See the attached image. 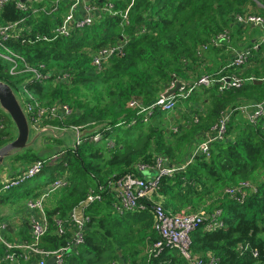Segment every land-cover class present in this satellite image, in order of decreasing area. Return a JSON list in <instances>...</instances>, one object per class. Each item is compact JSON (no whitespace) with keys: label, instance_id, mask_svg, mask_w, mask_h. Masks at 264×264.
Returning <instances> with one entry per match:
<instances>
[{"label":"trees","instance_id":"trees-1","mask_svg":"<svg viewBox=\"0 0 264 264\" xmlns=\"http://www.w3.org/2000/svg\"><path fill=\"white\" fill-rule=\"evenodd\" d=\"M96 1L104 4L109 0ZM110 1L117 11L124 10L132 2ZM258 3L264 11V0H134L129 9L128 23L122 13L108 14L98 17L91 27L75 30L70 37L61 36L51 41L38 39L37 35L52 33L53 26L61 21L62 13L67 10L66 1L53 15L19 10L14 4L0 8V25L24 19L25 26H31L29 33L6 40L8 47L33 67L53 74L64 70L71 75L67 82L57 83L52 88H48L52 84L50 80L29 85L43 102H71L76 108L83 109L82 113L78 111L64 122L56 123L67 127L86 122L106 123L97 130L90 128L83 136L97 132L101 135L98 141L87 140L77 148L63 145L61 149L65 153L57 162L45 166L37 176L44 182L41 186L60 176L69 181L67 187L53 192L46 201L51 223L46 237L48 247H59L65 243V239L55 231L56 221L65 220L90 188L135 172L138 163L151 164L155 154L165 157L170 154L164 138L174 132L172 129L168 133L167 128L160 124L143 133L139 129L157 113L167 112L156 110L145 121V112L129 107L127 102L139 100L150 105L175 78L180 76L181 80H189L190 72H194L198 65L201 46L209 44L207 51L217 48L210 45L211 38L224 29L231 30V13L247 11ZM45 4L50 8L48 2ZM117 43L125 44L123 54L114 56L110 66H106L107 70L99 71L92 63V53ZM251 45L254 53L250 60L263 61L264 44L256 45L257 49L252 42ZM207 51L203 50V54ZM3 67L4 62L0 61V76L12 85L29 75L13 76L3 71ZM204 72L217 79L227 75V71ZM103 77L111 82V90L108 89L105 98L96 93L97 84ZM81 87L93 88L95 92L82 91ZM200 88H206L212 94L206 115L200 108L203 115L217 122L223 113H230L227 139L214 143L210 158L197 156L184 171L173 177H163L158 192L165 196L164 207L174 213L202 199L203 203L208 200L202 213L210 215L220 211L218 218L223 223L222 227L208 230L210 221L205 219L190 233L194 255L204 261L213 257L216 264H264V114L255 122L243 119L234 124L235 116L242 113L239 109L244 103L242 97L247 96L254 101L250 105L264 103V81H249L239 88L224 91H219L217 82L211 87ZM193 94L194 91L188 98ZM182 124L186 129L190 126L187 121ZM14 133L13 120L0 106V147L13 139ZM46 138L49 144L51 138ZM54 140L65 143L63 138ZM110 142L114 145L110 146ZM52 147L50 143L49 150ZM58 151L53 147V153ZM17 157L29 163L11 176L35 160L47 159L50 155L27 148ZM241 182L251 184L245 188L243 200L226 193L228 187ZM39 193L36 191L32 195ZM113 200L112 194L106 192L102 201L91 205V221L86 229L85 242L78 253L67 257L66 264H106L121 258L130 264H190L176 247L164 245L159 252L153 250L152 244L160 235L154 229L153 208L149 201L143 202L145 208L119 214L112 209Z\"/></svg>","mask_w":264,"mask_h":264},{"label":"built area","instance_id":"built-area-1","mask_svg":"<svg viewBox=\"0 0 264 264\" xmlns=\"http://www.w3.org/2000/svg\"><path fill=\"white\" fill-rule=\"evenodd\" d=\"M67 2V10L62 13L61 21L53 26L51 34H38V39L51 41L58 37H70L75 30H81L91 27L95 20L108 14L122 13L126 23L129 20V9L131 4L124 10L117 11L114 4L109 0L104 4L96 0H0V8L14 4L19 10L29 11L32 13H46L53 15L62 7V2ZM45 2L50 4L47 7ZM236 16V17H235ZM232 21L234 24L241 26L253 25L264 31V18L257 13L243 12L236 14ZM25 20L9 21L0 25V47L5 52L0 51V60L8 62L10 74L13 76L27 73L28 76L19 83L22 94V102L25 111L29 117L32 132L35 133L40 129L48 127H57L60 130L71 128L75 133L74 148H77L85 141H98L101 135L94 132L92 136L82 137L81 135L89 129L84 125L60 126L55 122H64L71 117L73 109L69 103L55 102L47 103L41 101L31 90L29 85L36 81L47 82L48 80L57 83H65L71 75L67 71L54 72L43 71L33 67L21 57L18 53L8 47L6 40L19 38L25 32H30L31 26H25ZM232 41V31L224 29L211 38L210 45L217 48L222 47L225 43ZM124 43L106 45L96 52L92 53V63L99 71H104L112 58L118 54H123ZM209 49V44H204L199 50L201 55ZM252 56V50L246 47L235 50L233 59L227 67L240 68L244 67ZM182 85L180 89L172 96L166 97L165 93L176 86L174 81L169 89L162 93L152 104L144 105L139 100H131L129 107L145 112L144 120L155 113L156 110L171 112L177 106L181 99H187L193 91L200 87H211L215 82L219 84V90L224 91L231 88H239L249 81H257L254 75L241 76L223 75L219 79L209 73H201L191 81L180 80ZM240 110L252 109L248 120L255 122L256 119L264 114V103H255L249 106H241ZM230 121V113H223L222 116L214 123L213 126L205 133L198 144L196 153L184 165H176L161 154H155L151 164L138 163L135 172L126 173L117 179H110L97 187L90 188L86 197L81 199L70 211L65 220H57L55 224L56 233L65 239V243L59 247H48L46 237L49 234L51 223L47 215L46 200L55 191L67 187L69 184L65 176L53 179L47 185L40 189L38 195H31L25 200L26 209L31 212L26 217V224L29 227L27 238H15L13 219L3 217L0 219V264H47L52 257L55 258V264H66L69 255L79 252V247L85 242L86 229L91 221L90 207L97 201H102L105 193H111L114 197L112 209L114 212L123 214L127 211L135 212L140 208H145L143 202L149 201L153 208L154 229L160 235V238L152 244L153 250L159 252L164 245L178 248L181 254L189 261L190 264H216L215 258L204 261L191 251L190 233L193 229L205 219H209L208 230L218 229L223 226L222 221L218 218L220 211L213 214L205 215L201 212H172L167 210L158 192L163 177H173L176 173L184 171L186 166L193 162L197 156L210 158L214 142L227 139V127ZM114 145L113 142L109 143ZM65 153L63 149L53 153L47 159H37L28 167L21 170L13 176H6L1 179L0 192H8L17 189L37 177L45 166L53 164ZM196 159V158H195ZM148 172V174H146ZM249 182H241L226 189L231 197L243 200L245 188L250 187ZM240 193V195H238ZM33 213V214H32ZM13 229L12 233L11 230ZM106 264H122L119 260H111Z\"/></svg>","mask_w":264,"mask_h":264},{"label":"rangeland","instance_id":"rangeland-1","mask_svg":"<svg viewBox=\"0 0 264 264\" xmlns=\"http://www.w3.org/2000/svg\"><path fill=\"white\" fill-rule=\"evenodd\" d=\"M244 12L257 13L264 18V11L261 9V5L259 3H258V6L254 7V8L252 7L251 9L244 11ZM238 13H243V12L231 13V16H230L231 19ZM237 27H242V28L239 29L240 33L238 36H236V39L234 38L232 40L233 42H232L231 46L235 50L238 49V47L239 48L240 47H243V48L246 47L248 49H251L252 53H254V48L251 46V42H252L251 39L252 38L256 40L255 42H257L256 43L257 45L264 44V31H262L260 29L261 30V36H259V32L256 29L259 27H256L253 25H248V26H246V25L241 26L240 25ZM252 27H255V28H252ZM0 51L5 52V50L1 47H0ZM233 52H234V50L229 51L228 53L233 54ZM261 56L264 57V50H263ZM198 57L200 60H202L203 59V53L201 55L198 54ZM231 59H232V57H231ZM0 61H2V60H0ZM4 64L6 66H9L8 62H5ZM6 66H4L2 68V70L5 71L6 73L10 74V68L7 69ZM108 66H110V63L108 64ZM229 68L230 67H227L224 71H227V69H229ZM107 69H108V67L105 68V70H107ZM209 71H211V70H209ZM243 71L244 72H242V71L238 72V74L242 75V76H247L249 73L254 74V76L257 77V81H264V60L257 63L255 61L253 62L251 59L250 63L249 64L247 63L245 65V68L243 69ZM14 74L15 73H12L11 75H14ZM195 74H198L197 71H194V73L190 74V77L194 78V76H198ZM181 79L182 78L179 76V77H177V79L175 78L174 80L180 81ZM50 83H52V84L49 85L48 88L54 87L55 83L54 82H50ZM110 84H111V82L110 81L108 82L103 77L102 80L97 84V87H96L97 88V91H96L97 95L100 96L101 98H105L106 96H108V89L111 90ZM171 84L172 83H170V85ZM13 87H14V90H15L19 100L23 104V102H22L23 92L21 90V87L19 86V83H16L15 85L13 84ZM81 90L82 91H89L92 94L95 92V89H93V88L81 87ZM205 91L207 92L206 88H199V89L195 90L193 97L190 100L188 98V99H183L182 101H179V103L175 107V110H173L171 112L157 113V115L155 117H153L151 119V121L147 122V124L145 126H142L139 128L143 133V131H147L148 128H151L152 126H154L156 124H160L161 127L167 128L168 133H169L170 129H172L174 131L171 134H168L164 138L165 144L170 149V154L167 155L168 160L173 161V164L181 165V164H183V163L185 164L187 161H189V159H191L192 156L196 153L198 144L201 141L198 134L201 132V130H203L204 128H209L214 123V121H213L214 119L213 118L208 119L205 115H203V113H202L203 110L201 111V109H200L203 107V95L205 94ZM219 91H221V90H219ZM245 97H247V96H245ZM245 97H242L243 98L242 100L244 103L241 106H243V107L249 106L250 103L254 102V101L249 100L248 97L247 98H245ZM129 102L130 101L127 102V105L129 104ZM259 103H257V104H259ZM69 104H71L72 109H73L71 117H73L76 112L78 113V111L80 113L83 112V109L76 108V106L73 103L70 102ZM189 110H191L193 112L188 113ZM240 111H242V110H240ZM177 113H184L183 118L190 125L188 127V129L183 127L184 125L182 124V120H178L176 118ZM246 114L247 113L244 110L242 111L241 114H237L235 116L234 124H239V120L242 121L243 119H247ZM55 124H58V123L55 122ZM101 124H106V123L105 122L97 123V124L95 122H92L90 124L87 122L82 123V125H84L85 128L89 129V131L91 130L90 128L97 130ZM180 124H181V126H180ZM53 128L57 129L55 134L60 136V138L62 137L64 139L65 143L63 144V142L61 140H54V139H56L53 136L54 134L48 132V133L44 134L43 136H40V138L36 141V144H35V146L32 147V149H34L37 152H40L43 155L46 154V156H48V155H52L53 147L56 148L57 150H60L63 147V145H71L69 142H67L68 141L67 138H69V136H68L69 132L68 133L65 132L66 130L72 132L71 128H69V130L68 129L60 130L57 127H53ZM177 129H179V130L177 131ZM33 134L34 133L32 132L31 135H33ZM14 137H16V133H14ZM46 137L51 138L50 143L53 144V147L50 150L48 148V145L50 143L48 144L49 140ZM58 144H61V145H58ZM17 155H19V154H16L15 156L9 158L7 160V165L4 167H1L0 170L4 169V168H7L9 170H13L17 163H19L18 167L26 166V164L29 163L27 161L25 163L23 161V159L18 158ZM195 158H194V160H195ZM12 163H16V164L12 165ZM146 174H148V172H146ZM43 183L44 182H42L41 180H39L36 177L34 180L24 184L23 186H21L17 189H14V190H11L8 192L1 191L0 192V219H2L3 217L10 218L9 217L10 214L15 210V208L18 205H20V203H22L25 199H27L29 196H31L36 191H40V189L43 187V186H41ZM0 188H1V182H0ZM5 195H9V196L5 197ZM5 198H7V199H5ZM211 198H213V197H211ZM206 199H208V198H206ZM205 205H208V200H206V202L203 203V199H202L199 202H197L196 204L189 205V206L183 208L182 211L188 212L191 209H193V210H197V212L202 213L203 212L202 209H203V207H205ZM0 255H1V252H0ZM119 261H121L123 264H130L129 261H127L124 258L119 259Z\"/></svg>","mask_w":264,"mask_h":264},{"label":"crops","instance_id":"crops-1","mask_svg":"<svg viewBox=\"0 0 264 264\" xmlns=\"http://www.w3.org/2000/svg\"><path fill=\"white\" fill-rule=\"evenodd\" d=\"M237 26H239V25H236V24L231 25V30H233V34H234V35H232V40L234 38L236 39V36H238L239 33H240L239 29L242 28V27H237ZM252 28H255V27H252ZM256 29L259 32V36H261V30L259 28H256ZM251 41H252L253 44H255V46L257 45L256 44L257 42H255L256 41L255 39L252 38ZM232 42L233 41H231V43L227 42L220 48H211L209 51L205 52L203 54V59L202 60L199 59V61H198V65H197V67L195 69V71H197L198 74H195V75L201 74L204 70H206V71L211 70L213 73L216 72V71L224 72V70L227 68V65L233 59L234 54H235V49L231 46ZM242 48L243 47H240V48L238 47V49H236V50H240ZM255 49H257V46L255 47ZM232 50H234L233 54L232 53H228L229 51H232ZM231 57H232V59H231ZM250 61L251 60L249 59L248 64L250 63ZM252 61L254 62L253 59H252ZM244 68H245V66L244 67H240V68H234V69H231L230 71L227 69V73L226 74L227 75H235V74H238V72H240V71L244 72L243 71ZM211 71H209V72H211ZM192 73H194V72H191L190 74H192ZM248 75H250V73ZM251 75H254V74H251ZM195 77L196 76H194V78ZM194 78L190 77L189 80L191 81ZM189 80H187V81H189ZM168 89L169 88H167L164 92H166ZM210 97H212V94L210 92H208V91L207 92L205 91V94L203 95V101H204L205 104L203 103V107H202V109L204 108L203 109V113L205 115H206V112L208 110L207 103H208V100H209ZM250 112H252V109L247 110L246 116L247 115L249 116ZM183 115H184V113H177L176 114V118L178 120H182V122H186V120H184V118H183ZM248 116H247V119H248ZM208 130H209V128H204L203 130H201V132L198 134L200 139H202V137L205 135V133ZM13 164H16V163H12V165ZM18 165H19V163L16 164V166H15V168L13 170H9L7 168L1 169L0 170V180L5 178L6 176H11V173L16 172L19 168H21V167H18ZM181 165H184V163L181 164ZM181 165H179V166H181ZM22 167H25V166H22ZM161 199H162L163 203L165 204L166 203L165 196L161 195ZM25 200L22 203H20V205H18L15 208V210L9 216V217H11L13 219V223H14V232L12 231L13 229H11V233L13 232V235H11V237L14 236L15 238H19V239H23V238H27L28 237L29 227L26 224V217L29 214H31V212H29L26 209ZM0 252H2V249H0Z\"/></svg>","mask_w":264,"mask_h":264},{"label":"water","instance_id":"water-1","mask_svg":"<svg viewBox=\"0 0 264 264\" xmlns=\"http://www.w3.org/2000/svg\"><path fill=\"white\" fill-rule=\"evenodd\" d=\"M26 2L27 0H21ZM262 82V81H258ZM182 83L176 80V86L173 89H170L165 93L166 97L174 95L181 87ZM0 106L4 109L11 117L16 127V137L12 140L6 142L0 147V168L7 165V160L16 154H20L27 148H32L35 146L36 141L46 133H53L55 138H60L56 135V128L53 127H44L39 131L32 134V127L30 124L29 117L25 111V108L21 101L19 100L14 87L11 83L4 80L0 76ZM69 132V142L72 146L75 144V133L72 131ZM87 131L84 132L81 136L86 135ZM62 138V137H61ZM11 230V229H10ZM47 264H55V258L52 257L48 260Z\"/></svg>","mask_w":264,"mask_h":264},{"label":"bare ground","instance_id":"bare-ground-1","mask_svg":"<svg viewBox=\"0 0 264 264\" xmlns=\"http://www.w3.org/2000/svg\"><path fill=\"white\" fill-rule=\"evenodd\" d=\"M175 110V109H174Z\"/></svg>","mask_w":264,"mask_h":264}]
</instances>
